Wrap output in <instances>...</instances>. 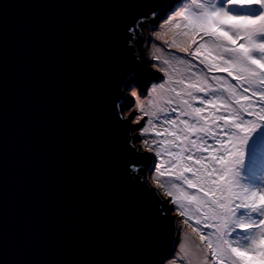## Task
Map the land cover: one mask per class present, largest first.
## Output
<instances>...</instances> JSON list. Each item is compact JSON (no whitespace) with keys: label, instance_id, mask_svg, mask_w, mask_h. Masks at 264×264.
<instances>
[{"label":"water","instance_id":"1","mask_svg":"<svg viewBox=\"0 0 264 264\" xmlns=\"http://www.w3.org/2000/svg\"><path fill=\"white\" fill-rule=\"evenodd\" d=\"M178 5L0 0V264H164L186 253L192 224L153 179L161 158L133 131L147 118L131 112L133 91L140 102L159 68L173 71L155 27Z\"/></svg>","mask_w":264,"mask_h":264},{"label":"snow or ice","instance_id":"2","mask_svg":"<svg viewBox=\"0 0 264 264\" xmlns=\"http://www.w3.org/2000/svg\"><path fill=\"white\" fill-rule=\"evenodd\" d=\"M178 7L164 23L179 27L177 17L183 18L185 29L197 34L189 45L195 48L180 49L185 57L179 63L186 68L178 79L158 69L168 79L161 77L151 91L167 86L170 93L159 110L162 123L149 119V126L133 131L144 136L160 125L155 135L161 139L151 145L163 152L142 140L162 161L153 164V179L178 211L185 208L183 201L192 205L191 214L180 215L185 224L196 217L199 228L193 231L202 233L197 247L205 264H225V258L229 264H264V0H179ZM131 94L138 100L131 112L143 113L132 117L139 124L150 113L139 94ZM130 170L139 171L135 164ZM165 178L176 183L166 188ZM169 189H178L179 196ZM185 259L177 252L168 264Z\"/></svg>","mask_w":264,"mask_h":264},{"label":"rangeland","instance_id":"3","mask_svg":"<svg viewBox=\"0 0 264 264\" xmlns=\"http://www.w3.org/2000/svg\"><path fill=\"white\" fill-rule=\"evenodd\" d=\"M177 20H179V24H180L181 28L183 29V31L180 34H182L185 31H187V33H190L192 35L190 41L187 42L185 45L180 44L177 41H175V37L173 35H170L167 31L169 29H171V28H178V27L175 26V22L170 23V24H165L164 23L165 20H164L163 22L159 23L155 27L156 42H157V45H158V48L159 49H162L163 50V48H164V49H166V51L174 52L175 53L174 55L177 56V58H184L185 57V53L182 52V51H180V49H182V48H189V45L192 44V40L194 38H196L197 34L192 29H185L184 25H185L186 21L183 18L177 17ZM166 41L168 43H166ZM170 44H171V47L169 46ZM194 48H195V45H192V47L189 48V51H192ZM201 51H204V50L202 49ZM162 60L164 61L166 59L164 57H162ZM166 66H168V65H166ZM182 73H183V71H182ZM220 75H222V74H220ZM160 78H149V80H148V91L144 95V97L140 100V103H142L145 108L149 105V103H148L147 100L152 99L154 93L159 90V88L157 87L155 91H151V89L153 88V85H158L161 82ZM163 78L165 80H167L168 79V76L165 75V76H163ZM145 108H144V111H147V112L150 113L149 116H146L147 120H149L151 118V111H150V109H148V108L145 109ZM160 121L162 123L163 119H160ZM153 138H154V136L152 135V131H151L149 133L150 142H152ZM160 139H161V137H160ZM157 148L159 150H161L162 152L164 151V148L163 147H157ZM161 163H162V161H160L158 165H160ZM261 172H264V165L261 166ZM169 181H170V183H176V181H174V180H169ZM183 187H184V189L186 191H189V192L192 191V190L187 189L186 186H183ZM176 190H177L178 194H180L179 193V190L178 189H176ZM185 204L186 205H185L184 211H186L188 214H191L192 205H189L187 203V201H185ZM195 219H196V217H193L191 220H189L190 223L192 224V233L190 234V236L188 238V241H191V242H193L196 245V248H197V251H198L199 257H200L199 259L201 261H203V264H205L204 259H203V256L201 255L200 249L197 247V245H200V243H201V241H200V235L202 233L200 231H195V232L193 231V228L194 227L195 228H199V226L196 225V223H195ZM204 249H205V251H207L206 245H204ZM188 250H191L190 247H189V245H188L187 251ZM187 251H186V253H187ZM186 253L184 254L185 257H186ZM192 256H194L196 258V260H197V257H196V254L195 253ZM188 260H189V258L187 259V257H186L185 264H191ZM196 260H195V262H196ZM168 262H166L164 264H168ZM225 264H229V262L227 261L226 258H225Z\"/></svg>","mask_w":264,"mask_h":264},{"label":"bare ground","instance_id":"4","mask_svg":"<svg viewBox=\"0 0 264 264\" xmlns=\"http://www.w3.org/2000/svg\"><path fill=\"white\" fill-rule=\"evenodd\" d=\"M183 31V29L180 27L178 28H171L169 29L167 32L170 35H173L175 37V41H177L180 44L185 45L187 42L190 41L192 35L190 33H187V35H184V33L180 34ZM165 50V51H164ZM159 52L161 54V57H164L166 60L169 61V65L168 67L171 69H175V71H172L170 73V75L172 76L173 79H178L180 76H182L185 72V68L186 65L185 64H181L179 63V59L177 58V56H175L174 52H169L166 51V49L163 48L159 49ZM183 71V73H182ZM170 93L167 91V86L165 87V89H160L158 91H156L152 97V99L147 100L148 103L149 101H153V103L151 105H148L145 109H150L151 113L152 112H156L157 113V117H152L151 116V120L153 121V124H156L157 119H163L164 114H162L159 110L162 108H165L166 105V100L168 99ZM156 131H160V125L157 124V127L155 129L152 130V135L154 136L153 139L159 140L160 137L156 136L155 133ZM185 203V201H184ZM186 205V204H185ZM188 245L190 247L191 250H188L186 253V257L187 259L189 258V262L191 264H203V261H201L199 258V253L197 251L196 245L191 242L188 241ZM196 254L197 260L194 256H192L193 254ZM196 260V262H195Z\"/></svg>","mask_w":264,"mask_h":264},{"label":"trees","instance_id":"5","mask_svg":"<svg viewBox=\"0 0 264 264\" xmlns=\"http://www.w3.org/2000/svg\"><path fill=\"white\" fill-rule=\"evenodd\" d=\"M153 16V15H152ZM152 16H150V17H152Z\"/></svg>","mask_w":264,"mask_h":264}]
</instances>
